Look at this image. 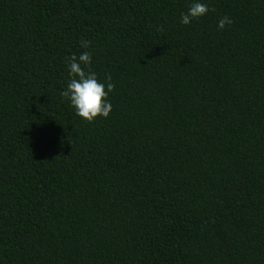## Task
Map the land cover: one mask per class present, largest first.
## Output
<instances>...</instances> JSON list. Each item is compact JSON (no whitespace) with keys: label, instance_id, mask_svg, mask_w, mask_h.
<instances>
[{"label":"trees","instance_id":"16d2710c","mask_svg":"<svg viewBox=\"0 0 264 264\" xmlns=\"http://www.w3.org/2000/svg\"><path fill=\"white\" fill-rule=\"evenodd\" d=\"M202 2L0 0V264H264V0Z\"/></svg>","mask_w":264,"mask_h":264},{"label":"clouds","instance_id":"9594fccd","mask_svg":"<svg viewBox=\"0 0 264 264\" xmlns=\"http://www.w3.org/2000/svg\"><path fill=\"white\" fill-rule=\"evenodd\" d=\"M210 11L207 3L202 0H192L187 11L180 14L179 23L190 25ZM233 23L232 19L225 15L218 20V30H223ZM162 27V26H161ZM91 42L81 40L80 46L88 49ZM69 81L61 91V96L69 101L75 114L87 122H93L98 118H108L113 110L109 95L114 92L115 84L111 74L103 78L91 69L92 54L84 51L78 56L73 54L65 61Z\"/></svg>","mask_w":264,"mask_h":264}]
</instances>
